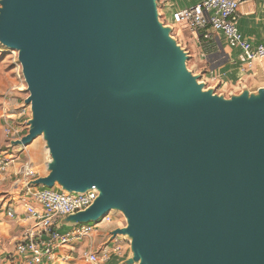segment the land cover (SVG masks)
Masks as SVG:
<instances>
[{"label": "water", "instance_id": "1", "mask_svg": "<svg viewBox=\"0 0 264 264\" xmlns=\"http://www.w3.org/2000/svg\"><path fill=\"white\" fill-rule=\"evenodd\" d=\"M45 142L28 187L96 188L58 227L121 214L123 264H264V87L229 96L188 66L160 0H0Z\"/></svg>", "mask_w": 264, "mask_h": 264}, {"label": "built area", "instance_id": "2", "mask_svg": "<svg viewBox=\"0 0 264 264\" xmlns=\"http://www.w3.org/2000/svg\"><path fill=\"white\" fill-rule=\"evenodd\" d=\"M247 1L198 0L196 4L173 14V35L180 42L179 34L186 31L191 34L197 33L211 26L224 34L230 47L240 48L250 63L264 61V44L254 46L243 36L238 27L240 6ZM182 29H184L183 32ZM13 53L16 55L15 52ZM17 76L25 87L22 89L14 85L5 94L4 134L8 139V147L0 151V179L7 172L11 163L21 159V156L24 155V146H10L12 140L22 138L26 129L25 122L15 123L16 119L13 114L8 112L12 102L19 101L16 92L23 91L25 94L22 104L18 102L16 114L23 118H29L31 114L30 107L24 103L28 93L20 65ZM24 158L17 183L25 186L26 193L31 198L29 204L26 205V212L34 220V224L24 230L22 238L14 245L12 257L15 261L17 258L16 264H50L61 257V249L68 244L93 236L100 224L112 223L117 217L122 218L125 222L121 214L115 215L114 212H110L98 222L65 229L58 227L62 218L90 206L98 196V191L95 187L84 193H68L61 191L58 187H28L29 181L37 178V171L32 162L28 158ZM8 215L12 218L16 217V214L11 211L8 212ZM124 241L129 245L128 241ZM125 252L123 242L119 241L112 245L106 242L96 250L90 248L82 251V258L90 264H112L116 258H119L118 264H123Z\"/></svg>", "mask_w": 264, "mask_h": 264}, {"label": "crops", "instance_id": "3", "mask_svg": "<svg viewBox=\"0 0 264 264\" xmlns=\"http://www.w3.org/2000/svg\"><path fill=\"white\" fill-rule=\"evenodd\" d=\"M197 1L160 0L162 20L166 24L173 25V14L196 4ZM238 27L243 36L254 46L264 44V0H248L240 6ZM186 38L193 42L196 51L195 56H200L199 60L196 61L197 65L201 68H208L205 70V74H202V79L208 86L218 88L227 94L226 96L232 93H240L244 86L250 90L264 87V61L250 63L240 48H233L227 44L221 31L208 26L197 33H192V38ZM201 71L204 72L203 69ZM18 95L19 92H16L17 98ZM17 107L18 103L12 102L8 112L12 113L15 119H20L16 114ZM27 119L25 118L23 122ZM4 125L5 119H2L0 121V151L8 147ZM45 149V145L36 140L23 147L24 155L32 162L37 171V177L45 175L47 154ZM24 155L21 156V159L12 162L7 172L0 179V264H16L17 258L15 261L12 257L14 245L22 238L24 230L34 224V220L26 212V205L29 204L31 198L26 193L25 186L17 183V177L25 159ZM9 211L14 212L16 217H10ZM102 225L98 228L97 235L107 230L106 234L109 236L110 230L123 227L125 224L122 218L117 217L114 222ZM62 228L65 229V227ZM107 241L110 245L119 241L123 242L126 249L124 259L127 258L129 245L122 238L110 240L108 237ZM118 260L119 258H116L112 264H118Z\"/></svg>", "mask_w": 264, "mask_h": 264}, {"label": "rangeland", "instance_id": "4", "mask_svg": "<svg viewBox=\"0 0 264 264\" xmlns=\"http://www.w3.org/2000/svg\"><path fill=\"white\" fill-rule=\"evenodd\" d=\"M181 31L183 32L184 29H182ZM186 37L192 38L191 32L186 31L183 34L178 35L180 42L184 45V47L191 54V58L188 61L189 68L195 73L205 74V70L206 69L208 70V68H201L199 67V65H197L196 61L199 60L200 56H197L198 57L197 59V57L195 56L196 51H195L194 44L191 40L188 41ZM19 65L20 64L17 60V56L12 51H10L9 49L5 48L3 45L0 44V121L2 119L4 120L5 118L4 117L5 94H7L8 90L14 85L22 89L25 87L22 85L21 80L17 76ZM202 69L204 72L201 71ZM217 91L221 94L222 93L224 94V92L220 91L218 88H217ZM23 93H24L23 91H20L18 95V99H19L18 102L20 104H22L23 98L25 97ZM224 95H227V94H224ZM13 102L18 103L17 100H14ZM16 112H18V110H16ZM19 118L20 119H16L15 121L23 122L26 117L25 118L19 117ZM25 131H27V127ZM35 140L40 141L41 143L45 145V142L42 137H38ZM46 153H47V150H46ZM24 156L26 157V155ZM46 173L47 172L45 169V174ZM114 214L116 215L117 212H114ZM102 224L104 225V223ZM105 224L107 225V223ZM124 224L126 225V222H124ZM100 226L98 228H100ZM65 228H68V226H65ZM106 233H107V230H104V233L99 234V235H97L98 232H96L93 236L89 238L75 241V242L68 244L63 249H61V255H60L61 257L50 264H90L83 260L82 251L86 249H90V248H94L96 250L104 243L109 242L107 241V239L108 237H110V235L108 236V234Z\"/></svg>", "mask_w": 264, "mask_h": 264}]
</instances>
